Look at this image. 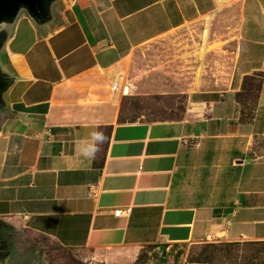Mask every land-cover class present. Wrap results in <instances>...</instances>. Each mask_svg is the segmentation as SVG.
<instances>
[{"label":"crops","instance_id":"crops-1","mask_svg":"<svg viewBox=\"0 0 264 264\" xmlns=\"http://www.w3.org/2000/svg\"><path fill=\"white\" fill-rule=\"evenodd\" d=\"M53 4L4 26L0 221L74 250L264 242V0ZM181 97L180 117L123 116Z\"/></svg>","mask_w":264,"mask_h":264},{"label":"rangeland","instance_id":"rangeland-1","mask_svg":"<svg viewBox=\"0 0 264 264\" xmlns=\"http://www.w3.org/2000/svg\"><path fill=\"white\" fill-rule=\"evenodd\" d=\"M54 5V4H53ZM55 8V10H54ZM51 9L52 15L58 21V8ZM25 11L23 8L19 13ZM236 17L230 21L229 37L236 38ZM4 25H0V42ZM231 32V33H229ZM219 36V33H218ZM164 46V47H162ZM170 44L159 46V52H170ZM154 50V51H155ZM2 49L0 48V58ZM144 59V58H143ZM150 64V62H149ZM145 60L140 57L135 60L133 74L144 68ZM138 69V70H137ZM137 72V73H136ZM152 98L145 102H128L123 112L129 120H157L166 116L180 117L184 110L186 99L181 97L175 102ZM177 104V105H176ZM172 108L169 112V109ZM228 242L186 243L179 245H156L130 250H74L60 246L55 241L35 234L29 230L15 228L14 230L0 229V264H200L196 261L205 250V245ZM226 258L215 260L212 264H264V245L244 243L238 247H230Z\"/></svg>","mask_w":264,"mask_h":264},{"label":"water","instance_id":"water-1","mask_svg":"<svg viewBox=\"0 0 264 264\" xmlns=\"http://www.w3.org/2000/svg\"><path fill=\"white\" fill-rule=\"evenodd\" d=\"M56 0H0V25L11 24L19 15V10L23 8L30 16L37 21L44 22L50 17V7ZM4 30L1 36L0 48L4 43ZM7 80L0 68V95L7 87ZM117 88V87H116ZM126 88L124 92H126ZM2 104L0 98V106ZM1 226V223H0Z\"/></svg>","mask_w":264,"mask_h":264},{"label":"trees","instance_id":"trees-1","mask_svg":"<svg viewBox=\"0 0 264 264\" xmlns=\"http://www.w3.org/2000/svg\"><path fill=\"white\" fill-rule=\"evenodd\" d=\"M1 223V230H14L10 225L0 221ZM244 243H251L255 245H264V242H244ZM244 243H220V244H208L205 245L204 249L201 251V255L199 259L196 261L200 264H212L215 260H220L222 263V260L226 258V254L230 250V247H238L241 244Z\"/></svg>","mask_w":264,"mask_h":264},{"label":"clouds","instance_id":"clouds-1","mask_svg":"<svg viewBox=\"0 0 264 264\" xmlns=\"http://www.w3.org/2000/svg\"><path fill=\"white\" fill-rule=\"evenodd\" d=\"M107 137L103 131L93 130L85 138L77 142L75 150L84 159L94 158Z\"/></svg>","mask_w":264,"mask_h":264},{"label":"built area","instance_id":"built-area-1","mask_svg":"<svg viewBox=\"0 0 264 264\" xmlns=\"http://www.w3.org/2000/svg\"><path fill=\"white\" fill-rule=\"evenodd\" d=\"M130 211V207H126L125 209H117L116 211H114V216L120 217L122 215H128Z\"/></svg>","mask_w":264,"mask_h":264},{"label":"flooded vegetation","instance_id":"flooded-vegetation-1","mask_svg":"<svg viewBox=\"0 0 264 264\" xmlns=\"http://www.w3.org/2000/svg\"><path fill=\"white\" fill-rule=\"evenodd\" d=\"M0 229H1V227H0Z\"/></svg>","mask_w":264,"mask_h":264}]
</instances>
